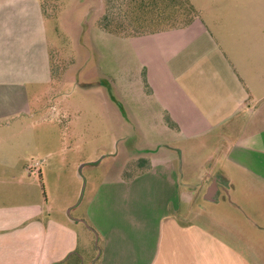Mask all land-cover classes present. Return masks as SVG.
<instances>
[{"label": "crops", "instance_id": "crops-1", "mask_svg": "<svg viewBox=\"0 0 264 264\" xmlns=\"http://www.w3.org/2000/svg\"><path fill=\"white\" fill-rule=\"evenodd\" d=\"M245 13L217 19L216 30L199 16L184 28L133 37L102 31L150 40L139 49L147 79L105 85L110 115L134 120L144 161L137 173L102 181L76 218L57 220L46 197L27 190L19 198L0 190V264H70L93 236L100 253L90 264H264V240L185 213L195 198L219 203L242 178L264 184V16ZM8 69L0 62V97L15 83ZM185 152L189 164L203 157L219 172L202 185L184 181L179 160ZM0 153L1 187L13 164L9 145Z\"/></svg>", "mask_w": 264, "mask_h": 264}, {"label": "rangeland", "instance_id": "rangeland-1", "mask_svg": "<svg viewBox=\"0 0 264 264\" xmlns=\"http://www.w3.org/2000/svg\"><path fill=\"white\" fill-rule=\"evenodd\" d=\"M113 1L116 14L121 9L133 23L142 21L137 19L142 14L135 11V1ZM109 2L0 0V62L9 65V75L15 77L0 97V148L9 145V162L14 165L5 174L8 185L0 190L13 191L17 198L24 190L43 201L46 197V210L57 220L80 216L102 181L120 172L137 173L145 150L134 120L122 113L118 119L110 115L105 85L120 87L122 79L135 83L143 75L147 79L139 49L150 40L104 34L99 25L105 23ZM191 3L213 30L217 19L226 16L245 18L246 11L264 16V7L257 6H263L264 0ZM247 4L256 7H244ZM236 6H241L239 11ZM117 17L111 19L114 24ZM117 91L112 86V97L120 100ZM175 143L185 148L184 143ZM3 167L0 163V174ZM38 170L41 178L35 174ZM179 170L184 181L202 185L220 169L203 157L189 164L185 152V157L180 155ZM244 179L219 203L195 198L186 215L207 225L218 223L241 238L248 235L263 241L264 184ZM92 243L85 250L81 243L80 257H72L70 264H90L98 257L97 236Z\"/></svg>", "mask_w": 264, "mask_h": 264}, {"label": "trees", "instance_id": "trees-1", "mask_svg": "<svg viewBox=\"0 0 264 264\" xmlns=\"http://www.w3.org/2000/svg\"><path fill=\"white\" fill-rule=\"evenodd\" d=\"M107 0H105L106 2ZM109 11L106 12L105 23L99 28L108 33L123 37H133L141 34L159 32L169 29L184 28L199 17V12L193 7L191 0H132L138 13L142 14V21L132 22L129 17L122 15V10L116 14L113 0H109ZM122 6V5H121ZM120 6V7H121ZM120 16L112 22V18ZM111 17V18H110ZM141 163L144 160H139Z\"/></svg>", "mask_w": 264, "mask_h": 264}]
</instances>
